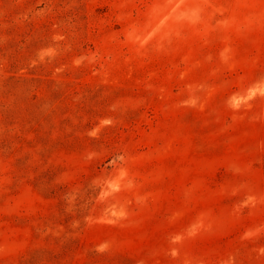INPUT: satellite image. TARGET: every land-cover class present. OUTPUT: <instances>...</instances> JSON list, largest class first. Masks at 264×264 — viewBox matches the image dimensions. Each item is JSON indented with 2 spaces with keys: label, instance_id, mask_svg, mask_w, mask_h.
Segmentation results:
<instances>
[{
  "label": "rangeland",
  "instance_id": "rangeland-1",
  "mask_svg": "<svg viewBox=\"0 0 264 264\" xmlns=\"http://www.w3.org/2000/svg\"><path fill=\"white\" fill-rule=\"evenodd\" d=\"M0 264H264V0H0Z\"/></svg>",
  "mask_w": 264,
  "mask_h": 264
}]
</instances>
